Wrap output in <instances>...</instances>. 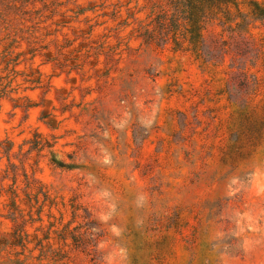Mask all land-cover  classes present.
Instances as JSON below:
<instances>
[{
    "label": "rangeland",
    "instance_id": "obj_1",
    "mask_svg": "<svg viewBox=\"0 0 264 264\" xmlns=\"http://www.w3.org/2000/svg\"><path fill=\"white\" fill-rule=\"evenodd\" d=\"M0 264H264V0H0Z\"/></svg>",
    "mask_w": 264,
    "mask_h": 264
},
{
    "label": "trees",
    "instance_id": "obj_2",
    "mask_svg": "<svg viewBox=\"0 0 264 264\" xmlns=\"http://www.w3.org/2000/svg\"><path fill=\"white\" fill-rule=\"evenodd\" d=\"M224 1H227V0H215V3H220V2H224Z\"/></svg>",
    "mask_w": 264,
    "mask_h": 264
}]
</instances>
